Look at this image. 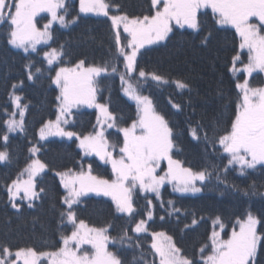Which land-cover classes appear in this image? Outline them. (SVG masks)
<instances>
[{"label":"snow or ice","instance_id":"1","mask_svg":"<svg viewBox=\"0 0 264 264\" xmlns=\"http://www.w3.org/2000/svg\"><path fill=\"white\" fill-rule=\"evenodd\" d=\"M207 10H211L216 26L230 27L239 37V51L232 57L230 69L233 74L243 72L252 77L254 73H264V0H150L147 14L132 17L121 14V6L114 0H80L81 13H94L111 20L117 63L109 65L106 61L101 65H86L84 60H80L73 67L61 66L56 70L52 66L63 63V46L45 51L44 61L55 72L52 83L59 89L56 97L59 103L56 119L49 120L39 129V137L41 140L49 136L67 137L70 140L75 137L85 156L95 155L105 164L111 165L113 178L94 175L91 164L87 171L82 169L73 172L69 169L57 172L66 193L62 197L66 208L61 210V221L72 226L70 235L61 232V246L56 250L35 247L13 250L9 245L0 244V264H125L120 249L133 247L131 243H126L133 238L127 230L113 237L109 232L111 225L95 227L82 219L78 220L73 206L80 203L82 196L94 193L110 197L118 213L132 217L136 212L133 197L137 192L153 193L160 199L161 188L166 183L181 194L202 191L197 182L203 185L212 173L206 168L193 170L180 159L174 158L177 146L170 121L156 110L149 96L142 94L132 82V76L138 74L140 80L137 84L150 77L158 84L173 83L181 91L190 89L186 81H169L157 73L138 69L137 57L145 45L167 40L175 29H191L200 33L203 30L202 18L207 16ZM41 13H47L51 18L42 29L37 26L36 20ZM67 16L66 0H0V27L7 30V43L13 48L22 49L24 53L36 52L38 45L49 44L53 40L54 24L68 27L77 22L78 17L66 19ZM211 36L212 32L209 31L201 43L207 45ZM245 50L246 62L242 59ZM121 62L124 65L123 73L118 68ZM237 64L242 67L238 68ZM27 67V78L32 80V65ZM42 71L39 67L35 69L36 73ZM116 74L120 76L124 95L136 106L137 118L130 126L121 127L116 114L110 111L109 104L97 100L99 78ZM236 88L237 103L228 121L229 126L220 131L219 118H213L209 125L203 121L190 124L188 134L198 143L203 140L206 148L211 146L213 154H222L227 160L223 168L225 173L238 168L240 176H247L249 170L255 172L258 166L264 169V86H253L245 78L242 83L236 84ZM21 100L20 96L12 97L19 119L14 118L17 112L8 113L11 117L5 121L8 133L25 130L27 105L22 104ZM81 105L99 111L94 130L87 135L68 131L64 127L69 123L68 118L72 116L73 109ZM172 107L177 111L182 110L179 104L173 103ZM112 128L122 133L123 139L119 145L110 143L105 134L107 129ZM2 139L7 144L8 134H4ZM117 147L118 157L115 155ZM30 151L35 155L39 148ZM9 160L8 151H0V162ZM162 162L167 163L166 171L161 168ZM47 170L45 162L39 158L33 159L20 174L21 177L27 174V179L18 177L8 186L9 199L26 200L29 202L27 206L32 208V202L41 199V194L45 192L43 187L37 189L36 178ZM216 179L226 183V179H222L219 174ZM232 187L242 191L245 196L256 195L254 183L249 186L251 191L240 189L235 184ZM261 195L264 196V193ZM145 199L148 205L152 204L150 199ZM168 203L173 205V212L181 211L174 207L173 201ZM12 207L20 210L14 202ZM147 216L149 220L153 219L151 211L147 212ZM160 219L164 220L165 217L161 216ZM191 223L195 225L197 220L193 218ZM214 224H218L220 230H213L209 242L199 248L200 264H264V217L249 211L244 217L236 219L227 238L221 236L225 225L219 217ZM133 231L137 234L147 232L151 236L149 255L153 259L149 262L141 252L144 264H197L195 258L184 254L171 235L164 231L149 232L145 220H139ZM117 244L120 249L110 250L109 245ZM135 246L140 247V244Z\"/></svg>","mask_w":264,"mask_h":264},{"label":"trees","instance_id":"2","mask_svg":"<svg viewBox=\"0 0 264 264\" xmlns=\"http://www.w3.org/2000/svg\"><path fill=\"white\" fill-rule=\"evenodd\" d=\"M114 2L121 6V14L130 17L147 14L150 6V0ZM207 12V16L202 18L203 30L200 33L191 29H175L164 43L144 49L137 59L138 69L157 73L169 81H186L190 89L181 91L173 83L158 84L148 79L137 84L140 78L137 75L132 78L142 94L153 100L156 110L170 121L177 146L174 158L193 170L206 168L212 173L203 184V192L199 196H180L167 186L161 192L160 199L137 192L133 197L136 212L132 217L119 214L107 197L87 196L73 206L78 220H84L89 226L111 225L109 232L113 237L127 230L133 239L126 243H131L133 247L120 249L119 244L110 245L111 250L120 249L125 264H144L141 252L149 262L153 259L149 255L151 236L133 231L139 220L147 219L148 211L153 214V219L148 222L149 232L164 231L171 235L184 254L195 258L197 264H200L199 248L209 242L217 217L227 231L232 229L236 219L244 217L249 211L264 217V196L261 195L264 193V169L259 166L255 172L249 170L247 176H240L238 168L225 173L223 168L227 160L222 154H213L211 146L206 148L203 140L198 143L188 134L190 124L203 121L209 125L213 118H219L220 131L229 126L228 121L237 103L236 84L247 78L243 72L237 75L230 70L232 57L239 51V37L235 35V30L219 28L215 25L211 10ZM68 13L67 18L78 17L77 22L69 28L56 26L50 45L40 47L32 54H25L9 45L7 30L0 27V151L7 150L10 157L9 161L0 164V244L9 245L13 250L23 247L56 250L61 246V232L70 235L72 226L61 221V210L66 208L62 203L65 191L57 172L69 169L81 171L91 164L93 174L105 179L113 178L107 164L97 162L96 157H84L77 140L39 139V129L55 119L58 111L56 97L59 90L52 83L55 76L52 68L71 67L80 60H84L86 65H101L106 61L109 65L117 63L111 20L80 13L77 0L68 3ZM209 31L212 36L205 45L201 40ZM61 46L64 51L61 58L63 63L50 68L44 61V52ZM242 59L246 62V52L242 53ZM29 64L34 74L32 80L27 78ZM37 67L43 70L42 73L35 72ZM118 68L120 73L124 72L122 62ZM250 84L263 86L264 75L255 73L250 78ZM99 89L98 101L109 104L121 127L130 126L137 118V110L135 104L123 94L119 74L100 77ZM12 93L19 94L22 104L27 105L25 130L10 135L5 144L2 139L4 134H8L5 121L9 118L8 113L14 112ZM173 103L181 105L182 110L173 108ZM73 119L70 128L78 134L87 135L96 126L97 112L76 111ZM107 138L110 143L119 145L123 136L116 129H110ZM34 145L39 148V159L48 165V170L37 179V189L43 187L45 192L41 194V199L32 202V208L27 206L29 202L18 201L20 210L17 211L12 207L7 188L30 163V149ZM115 155L119 156L118 147ZM217 174L226 179V183H220L216 179ZM253 183L256 187L254 196H245L242 191L232 187L235 184L240 189L251 191L249 186ZM145 197L152 201L151 205H148ZM170 200L175 208L181 210L179 213L173 212V205L168 203ZM161 216L165 219L161 220ZM193 218L197 220L195 225L191 223ZM137 243L140 247L135 246Z\"/></svg>","mask_w":264,"mask_h":264},{"label":"rangeland","instance_id":"3","mask_svg":"<svg viewBox=\"0 0 264 264\" xmlns=\"http://www.w3.org/2000/svg\"><path fill=\"white\" fill-rule=\"evenodd\" d=\"M71 0H66V6H67V8H68V3L70 2ZM73 1V0H72ZM78 1V5H79V11H80V0H77ZM61 11H63V10H61ZM81 13V12H80ZM82 14H85V13H82ZM112 14V12H110V15ZM85 15H91V16H95V17H102V18H108V17H105V16H97V15H95L94 13H87V14H85ZM68 16H69V13H68ZM67 16V17H68ZM66 17V19H68ZM51 18H50V16L47 14V13H41L39 16H37L36 17V20H37V26L39 27V28H43L44 27V25L46 24V23H48V21L50 20ZM253 22H256V23H259L258 21H253ZM71 25H73V24H70L68 27H62V28H69ZM56 26H59V27H61L59 24H54L53 25V29L56 27ZM226 28H230V27H226ZM52 29V30H53ZM232 29V28H231ZM234 30V29H233ZM121 31H122V29H121ZM166 41V40H165ZM165 41H160V42H157V43H154V44H151V45H145V47L144 48H142L141 50H140V53L138 54V57H139V55L141 54V52L144 50V49H146V48H150V47H153V46H156V45H159V44H161V43H164ZM52 41H50L49 42V44H47V45H45V44H41V45H38V47H37V51H38V49L40 48V47H43V46H49L50 45V43H51ZM15 50H18V51H22L23 52V50L22 49H16V48H14ZM51 50V49H50ZM49 50V51H50ZM36 51V52H37ZM36 52H29V53H25V54H32V53H36ZM244 52H246V50L244 51ZM247 53V52H246ZM44 56V55H43ZM138 57H137V59H138ZM75 66V65H74ZM71 67H73V66H71ZM238 68H240V67H242V65L240 64V65H238L237 66ZM238 73H240V72H238ZM238 73H236L237 75H238ZM246 74V73H245ZM255 74V73H254ZM253 74V75H254ZM263 75H264V73H262ZM135 75H137L138 76V74H136V73H134L133 74V76H135ZM247 75V74H246ZM133 76H132V78H133ZM250 78L251 77H248L247 76V79H249V82H250ZM148 80H151L150 79V77L148 78ZM133 82V81H132ZM238 83H242V82H238ZM55 86V85H54ZM264 86V85H263ZM56 87V86H55ZM57 88V87H56ZM58 89V88H57ZM59 90V89H58ZM122 92H123V85H122ZM123 94H124V92H123ZM13 95H17V96H20L19 94H17V93H12V96H11V100H12V97H13ZM21 97V96H20ZM126 98L128 99V97L126 96ZM98 100V99H97ZM129 100V99H128ZM130 102H132V103H134L133 101H131V100H129ZM22 102V101H21ZM98 102H100V101H98ZM13 103V102H12ZM59 103V102H58ZM135 104V103H134ZM14 105V104H13ZM57 109H58V106H57ZM84 110H94V111H96L97 112V117H98V115H99V111H98V109H96V108H89V107H87L86 105H81V106H79L78 108H74L73 109V114H72V116H70L68 119H69V123L67 124V125H64V127H65V129L66 130H68V131H73L71 128H70V126L72 125V123H73V121H74V119H73V115H74V112H76V111H84ZM14 112H17V115L14 117L15 119H19V115H18V110L15 108V106H14ZM25 115H26V111H25ZM9 118H11V117H9ZM8 118V119H9ZM24 119H25V116H24ZM56 119V118H55ZM55 119H53V121L55 120ZM47 123V122H46ZM45 123V124H46ZM131 125V124H130ZM112 129H115V128H112ZM110 129H107L106 130V136H107V132L109 131ZM18 132H21V131H19V130H17L16 132H12V133H8V136H10V135H12V134H16V133H18ZM75 132V131H74ZM39 139H40V137H39ZM52 140V139H59V140H66V141H72V140H76V138L75 137H73L71 140L70 139H68L67 137H61V136H49L47 139H45V140ZM41 140V139H40ZM45 140H42V141H45ZM77 143H78V145H79V141L77 140ZM32 148H38V146L37 145H34V146H32ZM31 148V149H32ZM80 149V148H79ZM81 150V149H80ZM82 151V150H81ZM31 152V151H30ZM39 153V152H38ZM38 153H36L35 155H33L32 153H31V155H32V159H31V161L33 160V159H36V158H39L38 157ZM82 153H83V151H82ZM83 155H84V153H83ZM84 157H96L97 158V162H99V163H102L103 161H101L100 159H99V157H97V156H95V155H88V156H85L84 155ZM118 157V156H117ZM31 161H30V163H31ZM5 162H0V164H4ZM104 163V162H103ZM102 163V164H103ZM110 168H111V165L110 164H107ZM27 167V166H26ZM259 167V166H258ZM88 168V167H87ZM87 168L84 170V171H87ZM161 168L164 170V171H166L167 170V163L166 162H162V164H161ZM25 169V168H24ZM66 171H68V170H66ZM73 172H79V171H74V170H72ZM23 172V171H22ZM21 172V173H22ZM46 172V171H45ZM62 172H65V171H62ZM43 174V173H42ZM41 174V175H42ZM160 174H163V172H161ZM95 175V174H94ZM58 176V175H57ZM19 178L20 179H27V174H25L24 176H19ZM39 177H37L36 179H38ZM58 178H59V180H60V177L58 176ZM60 182H61V180H60ZM197 184H198V186H200L201 188H202V191L201 192H199V193H195V194H192V193H186V194H181V193H178V192H175L174 190H173V187H172V185L171 184H165L162 188H161V192L163 191V189L165 188V187H167V186H169L172 190H173V192H175L176 194H178V195H180V196H199L202 192H203V185H201L199 182H197ZM63 187V186H62ZM64 189V188H63ZM65 191V190H64ZM66 194V193H65ZM144 194H150V195H154L155 196V194H153V193H144ZM161 194V193H160ZM21 195H22V193H21ZM87 196H97L96 194H94V193H89V194H87V195H85V196H82L81 198H80V202L85 198V197H87ZM97 197H106V196H97ZM107 198H109L110 200H111V198L110 197H107ZM22 199H16L15 201H11L12 203L14 202V203H16L18 206H19V208H20V205L18 204V201H21ZM26 201V200H25ZM28 202V201H27ZM113 202V201H112ZM115 205V204H114ZM119 214H121V215H126V214H122V213H119ZM127 216V215H126ZM216 220V219H215ZM214 220V221H215ZM145 221H146V224H147V226H148V222H149V219H148V216H147V219H145ZM213 225H214V230L215 231H219L220 229H219V226H218V224H214L213 223ZM218 226V227H217ZM135 228V227H134ZM147 233V232H146ZM141 234V233H140ZM231 234V229L230 230H228L227 231V229L224 227V231L221 233V236L223 237V238H227V236L228 235H230ZM109 248H110V245H109ZM111 250V249H110Z\"/></svg>","mask_w":264,"mask_h":264}]
</instances>
